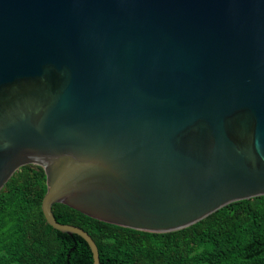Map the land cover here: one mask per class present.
<instances>
[{
  "label": "water",
  "instance_id": "obj_1",
  "mask_svg": "<svg viewBox=\"0 0 264 264\" xmlns=\"http://www.w3.org/2000/svg\"><path fill=\"white\" fill-rule=\"evenodd\" d=\"M149 233L264 196V0H0V192Z\"/></svg>",
  "mask_w": 264,
  "mask_h": 264
},
{
  "label": "trees",
  "instance_id": "obj_2",
  "mask_svg": "<svg viewBox=\"0 0 264 264\" xmlns=\"http://www.w3.org/2000/svg\"><path fill=\"white\" fill-rule=\"evenodd\" d=\"M46 193L45 171L36 165L22 167L0 192V264H93L85 240L47 223ZM53 214L93 238L100 264H264V196L232 203L171 233L108 224L64 204H55Z\"/></svg>",
  "mask_w": 264,
  "mask_h": 264
}]
</instances>
